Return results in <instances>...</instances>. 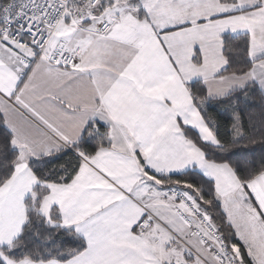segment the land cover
<instances>
[{"label": "snow or ice", "instance_id": "snow-or-ice-1", "mask_svg": "<svg viewBox=\"0 0 264 264\" xmlns=\"http://www.w3.org/2000/svg\"><path fill=\"white\" fill-rule=\"evenodd\" d=\"M0 264H264V0H0Z\"/></svg>", "mask_w": 264, "mask_h": 264}]
</instances>
